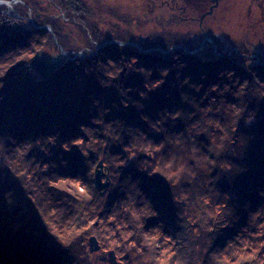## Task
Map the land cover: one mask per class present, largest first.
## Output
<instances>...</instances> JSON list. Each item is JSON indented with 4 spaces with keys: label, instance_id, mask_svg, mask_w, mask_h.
Segmentation results:
<instances>
[{
    "label": "trees",
    "instance_id": "trees-1",
    "mask_svg": "<svg viewBox=\"0 0 264 264\" xmlns=\"http://www.w3.org/2000/svg\"><path fill=\"white\" fill-rule=\"evenodd\" d=\"M23 1L0 7V264H108L90 235L123 264H264V0L238 36L199 24L212 0ZM64 28L85 46L42 79L28 60ZM108 39L153 49L91 53Z\"/></svg>",
    "mask_w": 264,
    "mask_h": 264
},
{
    "label": "water",
    "instance_id": "water-1",
    "mask_svg": "<svg viewBox=\"0 0 264 264\" xmlns=\"http://www.w3.org/2000/svg\"><path fill=\"white\" fill-rule=\"evenodd\" d=\"M2 2L3 1L0 0V3H2ZM217 2H218V0H214V4L212 6H210L208 10H206L205 12H203L200 15L199 20H201L205 14L210 13L212 10V7L214 5H216ZM6 12L10 15L21 18V16L16 12H10L7 9H6ZM35 27L36 28H46V29L51 31L50 26L35 25ZM26 29H27V25L25 23L23 24V23L18 22L14 26V31H18V30L25 31ZM206 40H209L213 44L214 48L216 49V45H215L214 41L212 40L211 36L205 35L203 37L200 45L197 46L196 48H194L193 51L199 49L203 45L204 41H206ZM111 42H116L118 44H133V45L137 46L139 49L144 50V51L153 49V47H150L148 49H144L137 42H134V41H122V40H118V39H108V40H103L101 42L93 41L94 49L92 50L91 53H95L96 50L98 48H100L102 45H104L106 43H111ZM173 47H175V45H171L168 49L162 48L161 50L164 52H167L170 49H172ZM66 54H67V51H65L62 47H59V50L54 53L53 57L45 58L43 51L38 50L29 58V60H28L29 66L31 67L32 70L37 72L42 79H45L48 77V75L55 68H57L58 66H60L62 64V62L65 59ZM77 54L79 56L84 55V53L81 50H79L77 52ZM252 56L255 57L256 60L258 61V56L256 54H253ZM105 171H106V169L102 166L101 161H98L95 168H94L93 183H94L95 188L97 190H99L101 194H103L107 190V188L110 187V180H109L107 174L105 173ZM86 243L88 246V250L90 252H96L98 254L97 257L99 260L104 261L108 264H123L122 262L117 260L116 255H115L113 250L102 251L101 247H100V245H99V243H98V241L94 235L88 236L86 239Z\"/></svg>",
    "mask_w": 264,
    "mask_h": 264
},
{
    "label": "rangeland",
    "instance_id": "rangeland-1",
    "mask_svg": "<svg viewBox=\"0 0 264 264\" xmlns=\"http://www.w3.org/2000/svg\"><path fill=\"white\" fill-rule=\"evenodd\" d=\"M87 1L89 4L93 5V7L95 8L96 11L97 10L98 11L103 10L104 12H105V10H115V9L120 10L121 8H123L124 10L125 9L130 10V3H131L128 0H98L97 3H95V0H87ZM212 1L213 2L210 6H212L214 4V0H212ZM248 2H250V0H218L216 5H214L212 7L211 12L208 14L209 15L214 14V16H216L217 18L218 17L220 18L218 25H219L220 29H223L227 34L238 36L239 33L242 32V34L245 35V33L247 31L244 29V19L241 18L240 16H242V14L245 12ZM209 7H208V9H209ZM11 9L16 10L15 6L13 4H12ZM51 12H53V17L56 19L64 17L63 11H60L57 9H52ZM27 13L29 14V18H30L31 11L28 10ZM60 15H62V16H60ZM198 18H200V16ZM202 19L199 20V24L202 23ZM42 25L50 26L49 24H42ZM151 25H153V24L151 23ZM207 25H210V24H207ZM50 29H51V26H50ZM64 33L67 34V39L65 41L71 39V37H74L75 39L76 38H78L79 40L81 39V42L85 43V41H83V39L80 38L78 35L71 33L69 28H64ZM70 46H77V45H70ZM84 46L85 45H81V47H84ZM40 50H44V49H40ZM45 51H46L45 53H47V54H51V52L52 53L57 52V51H55V49L53 47L46 48ZM117 166L121 167L122 165H117ZM96 258H98V257L96 256Z\"/></svg>",
    "mask_w": 264,
    "mask_h": 264
},
{
    "label": "flooded vegetation",
    "instance_id": "flooded-vegetation-1",
    "mask_svg": "<svg viewBox=\"0 0 264 264\" xmlns=\"http://www.w3.org/2000/svg\"><path fill=\"white\" fill-rule=\"evenodd\" d=\"M97 1L98 0H95V3H97ZM41 2H43V0H41ZM19 7H21V5H19ZM31 11V10H30ZM62 13V12H61ZM36 14H38V12H36ZM49 16H53V12H50L49 14H48ZM64 15V14H63ZM20 16H21V18H24L25 16L24 15H22V14H20ZM60 16H62V15H60ZM61 18H64V19H67V18H65V17H61ZM20 23H25V21H23V20H21L20 21ZM68 32V31H67ZM93 42V41H92ZM85 43L84 42H81V39L79 40L78 38H74V37H71V39H69V40H67V41H63L62 43H61V45H63V46H70V45H77V46H81V45H84ZM60 45V46H61ZM43 51V53H44V57L45 58H50V57H53L54 56V52L52 53L51 52V54H47V53H45L46 51H45V49L44 50H42Z\"/></svg>",
    "mask_w": 264,
    "mask_h": 264
},
{
    "label": "bare ground",
    "instance_id": "bare-ground-1",
    "mask_svg": "<svg viewBox=\"0 0 264 264\" xmlns=\"http://www.w3.org/2000/svg\"><path fill=\"white\" fill-rule=\"evenodd\" d=\"M21 1H23V0H21ZM6 3L9 4V5H12V4H13V5L15 6V9H16L15 12H16V13H18L17 8H18V9H19V8L22 9V6H21V7H16L17 4H18V2L15 1V0H6ZM7 4H5V3H0V7L3 6V11H4V12H6V9L8 10V8L6 7ZM24 4H25V3H24ZM24 4H23V5H24ZM27 9H30V8H27ZM8 11H10V10H8ZM10 12H12V11H10ZM6 13H7V12H6ZM7 14H8V13H7ZM18 14H19V13H18ZM19 15H20V14H19ZM17 18H18V17H17ZM19 19H21V18H19ZM56 45H58V48L61 47V46H60L61 44L58 43V42H56ZM105 173L107 174V176H108V178H109V174H108V172L105 171ZM109 180H110V178H109ZM110 182H111V181H110Z\"/></svg>",
    "mask_w": 264,
    "mask_h": 264
},
{
    "label": "built area",
    "instance_id": "built-area-1",
    "mask_svg": "<svg viewBox=\"0 0 264 264\" xmlns=\"http://www.w3.org/2000/svg\"><path fill=\"white\" fill-rule=\"evenodd\" d=\"M2 1H3V0H2ZM15 1H17V2H21V0H15ZM3 2H5V1H3ZM3 2H2V3H3ZM9 6H10V8H11V5H9Z\"/></svg>",
    "mask_w": 264,
    "mask_h": 264
}]
</instances>
